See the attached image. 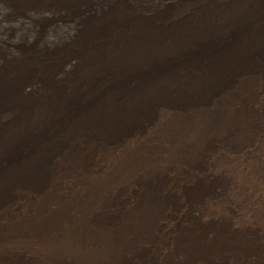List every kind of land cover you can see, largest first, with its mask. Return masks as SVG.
Segmentation results:
<instances>
[{
	"label": "rangeland",
	"instance_id": "374dc122",
	"mask_svg": "<svg viewBox=\"0 0 264 264\" xmlns=\"http://www.w3.org/2000/svg\"><path fill=\"white\" fill-rule=\"evenodd\" d=\"M123 133L0 206V264H264V73Z\"/></svg>",
	"mask_w": 264,
	"mask_h": 264
},
{
	"label": "bare ground",
	"instance_id": "6f19581e",
	"mask_svg": "<svg viewBox=\"0 0 264 264\" xmlns=\"http://www.w3.org/2000/svg\"><path fill=\"white\" fill-rule=\"evenodd\" d=\"M255 73L264 0H0V206L38 190L75 140Z\"/></svg>",
	"mask_w": 264,
	"mask_h": 264
}]
</instances>
